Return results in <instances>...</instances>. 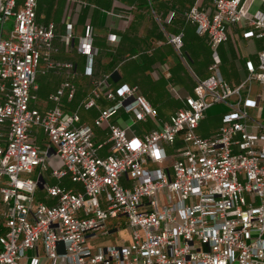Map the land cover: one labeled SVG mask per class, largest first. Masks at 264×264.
I'll return each instance as SVG.
<instances>
[{
	"label": "built area",
	"instance_id": "2783aa9c",
	"mask_svg": "<svg viewBox=\"0 0 264 264\" xmlns=\"http://www.w3.org/2000/svg\"><path fill=\"white\" fill-rule=\"evenodd\" d=\"M37 9L38 0H0V264H264V91L254 90L264 88V48L245 59L238 85L223 76L219 53L242 21L264 41V0H213V7L196 3L186 11L197 35L209 40L210 74L196 76L193 92L179 96L183 106L161 128L138 137L134 127L156 117V109L137 86L113 88L109 77L96 82L79 108L97 106L104 95L111 102L94 122L107 126L105 141L82 123L79 110L65 109L64 99L72 102L77 93L72 79L50 93L53 106H33L42 63L77 70L55 59L57 26L39 22ZM60 39L72 48L70 28ZM170 41L182 49L183 34ZM93 45L89 26L78 44L89 76L98 53ZM215 107L222 125L202 136L200 122ZM123 114L132 122L113 121ZM177 144L170 155L167 146ZM66 178L81 188L67 187ZM120 217L131 242L93 248V239L117 231L119 223L108 222Z\"/></svg>",
	"mask_w": 264,
	"mask_h": 264
},
{
	"label": "crops",
	"instance_id": "0c3cea01",
	"mask_svg": "<svg viewBox=\"0 0 264 264\" xmlns=\"http://www.w3.org/2000/svg\"><path fill=\"white\" fill-rule=\"evenodd\" d=\"M115 2L121 3L122 6H117ZM124 3L113 0L111 7L106 2L108 6L104 4L106 6L102 8L92 2L89 6L67 3V7L60 11L56 0L49 3L38 0V21L54 22L57 26L56 44L61 47V51L55 55V59L73 62L77 67L75 74H72L67 69L47 70L44 63L40 65L39 74L42 75V83L38 84L37 90L39 108L42 110L49 108L50 93L66 79H72L77 86L76 97L72 102H64V106L67 111L79 110V107L75 109L69 104L74 103L76 99L82 102L92 93L96 82L109 77L113 88L123 84L137 86L141 94L156 109V117L141 121L134 127L133 133L141 137L148 131L161 128L169 121L171 115L183 106L179 96L193 92L196 76L202 79L209 76L211 63L209 40L207 37L197 35L195 26L187 22L185 13L196 3L202 7H213V0H154L150 8H147L145 2L138 7ZM173 13H175L174 19L169 21ZM59 15L62 16L61 20H56V16ZM81 16L84 19L82 25L79 24ZM89 26L94 29L93 46L98 51L94 58L92 76L85 74L87 58L78 52L79 41L86 36ZM63 27L64 30L70 28L73 32L74 44L69 50L61 43L60 37L66 34L61 31ZM172 34H183L182 49L178 50L170 41ZM243 41L245 44L242 43ZM223 45L224 62L230 61L237 68V75L223 76L231 84L238 85L245 73V59H256L258 52L264 48V41L253 38L250 27L246 21H242L233 27L229 41ZM202 52L206 53V68L200 70V74H196L192 64L200 59ZM262 90L264 91L263 87ZM164 92L169 93L175 100V106L169 110L162 109L160 99ZM102 98H106L105 95L100 99ZM93 108L98 110V115L94 118L95 122L100 111L107 107L97 103ZM208 115L222 119L219 107L211 109ZM131 118L132 116L127 114L116 115L113 121L129 124L132 122ZM81 120L82 123L94 126L82 116ZM140 123H146L148 126H141ZM94 129L96 139L105 141L107 126H94Z\"/></svg>",
	"mask_w": 264,
	"mask_h": 264
},
{
	"label": "rangeland",
	"instance_id": "374dc122",
	"mask_svg": "<svg viewBox=\"0 0 264 264\" xmlns=\"http://www.w3.org/2000/svg\"><path fill=\"white\" fill-rule=\"evenodd\" d=\"M50 2V1H55V0H41V2ZM88 3L92 2L95 3L97 5H99L100 8L104 7V6H109L111 7V5H113V0H85ZM120 1H124V4H128L129 6H141L143 2H145L147 4V8H150L149 6L154 4V0H120ZM106 2H108V4H106ZM56 3L58 4L57 6L59 7V10L62 11L63 9H65V7H67V3L68 0H56ZM101 3V4H100ZM42 4V3H41ZM106 4V5H104ZM115 4L117 6H122L121 3H117L115 2ZM47 11V9L45 10ZM63 14V12H61V15ZM61 15L56 16V20H61ZM84 23V19L83 16H81L80 18V25H82ZM14 27V17L11 18L10 21H8L5 26L4 29L7 32H10ZM61 31L63 33H67L68 29L64 30V27L61 29ZM2 35L1 33V25H0V36ZM6 35V34H4ZM243 44H245V42H242ZM224 45H222L219 48V53L223 59V64L221 66V70L223 72V75L226 76H235L237 75V68L235 67V65L230 62V61H225L224 62ZM204 57V58H203ZM203 59V60H202ZM206 53L202 52V54L200 55V59H198L195 63L192 64V67L195 69V73L196 74H200V70H204L206 68ZM202 60V61H201ZM41 74H38V79H37V83L41 85L42 83V78H41ZM254 90L255 91H260L262 90V87L258 84L254 85ZM42 100V98H40ZM47 100V99H45ZM152 101V99H150ZM161 104H162V109L163 110H169L171 108H173L175 106V100L173 99V97L168 93L164 92L163 95H161ZM64 102H67L66 99H64ZM81 100L76 99L74 101V103L69 104L70 107H75V109H77L80 105ZM157 102H159V99L157 100ZM97 103L99 105H101L102 107H108L109 105H111V102H109L108 100H106V98H102V99H98ZM51 106H53V103H50ZM33 106L36 107H40L38 103H35ZM79 113L82 116L83 119H88L90 122H92V124L94 125V118L98 115V110L97 108H92V109H86L85 107H80L79 108ZM141 126H148V124L146 123H140ZM150 125V123H149ZM222 125V119L220 117H216V116H211V115H206V117L201 120L200 122V127L198 129V133L202 136H209L212 133H215L219 127ZM39 130L38 133V137H39V144L41 146H43L45 148V142H46V137L43 134V131L40 128H35V131ZM107 137V136H106ZM179 145L177 144L176 147H171V146H167V151L168 153L174 154L176 148ZM103 153H106V150L103 151ZM32 177H35V174L31 175ZM54 181V180H52ZM64 184L69 187V188H81V184L79 183H75L73 182L70 178H66L64 180ZM37 197L41 200H44L45 198V193L43 191H39L37 193ZM109 225L111 227H114L117 223H119L118 225V229L116 232L114 233H109L107 235H100L98 237H96L95 239L92 240V247L96 248L98 246H108V245H113V244H123V243H130L131 242V234L129 229L125 226V217H120L117 219H111L109 220ZM0 227L3 228L2 232L5 231L4 229V213H3V204L1 202V196H0Z\"/></svg>",
	"mask_w": 264,
	"mask_h": 264
},
{
	"label": "water",
	"instance_id": "95a60500",
	"mask_svg": "<svg viewBox=\"0 0 264 264\" xmlns=\"http://www.w3.org/2000/svg\"><path fill=\"white\" fill-rule=\"evenodd\" d=\"M39 186H40V188H43V184L41 182L39 183Z\"/></svg>",
	"mask_w": 264,
	"mask_h": 264
},
{
	"label": "trees",
	"instance_id": "16d2710c",
	"mask_svg": "<svg viewBox=\"0 0 264 264\" xmlns=\"http://www.w3.org/2000/svg\"><path fill=\"white\" fill-rule=\"evenodd\" d=\"M2 229H3V228L0 227V234L3 233V232H2V231H3Z\"/></svg>",
	"mask_w": 264,
	"mask_h": 264
}]
</instances>
